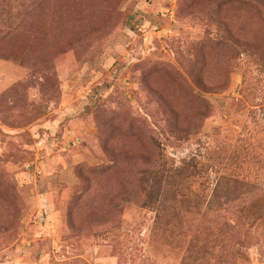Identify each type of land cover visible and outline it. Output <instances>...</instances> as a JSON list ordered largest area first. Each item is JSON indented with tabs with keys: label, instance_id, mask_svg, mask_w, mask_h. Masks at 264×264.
Returning <instances> with one entry per match:
<instances>
[{
	"label": "rangeland",
	"instance_id": "1",
	"mask_svg": "<svg viewBox=\"0 0 264 264\" xmlns=\"http://www.w3.org/2000/svg\"><path fill=\"white\" fill-rule=\"evenodd\" d=\"M0 7L13 12L0 34V264H264L261 235L222 260L216 249L214 261H199L195 239L214 217L179 212L181 224L165 227L143 208L139 181L158 162L150 135L166 143L167 107L183 117L203 109L196 135L165 147L176 165L194 155L218 161L228 146L264 136L263 85L250 101L240 94L242 44L264 46L263 8L251 0Z\"/></svg>",
	"mask_w": 264,
	"mask_h": 264
},
{
	"label": "trees",
	"instance_id": "2",
	"mask_svg": "<svg viewBox=\"0 0 264 264\" xmlns=\"http://www.w3.org/2000/svg\"><path fill=\"white\" fill-rule=\"evenodd\" d=\"M251 1L264 10V0ZM0 9L1 34L13 25V12ZM242 46L244 70L240 94L244 101H250L253 93L258 92L257 83L263 85L259 93L264 94V46L249 41L243 42ZM224 86L216 84L212 89L219 91ZM166 113L169 117L163 119L164 146L152 135L149 138L151 145L159 151L158 162L139 174L143 208L155 213L156 220L166 224L165 227L175 221L181 224L182 219L176 215L179 212L195 214L200 219L208 215L214 217L215 221H209L195 239L197 256L199 261L212 262L215 250L220 249L222 253L218 258L222 260L227 248L234 250L249 244L257 235L264 236V136L241 140L237 147L228 146L219 153L218 161L212 154L194 155L176 165V161L168 157L165 147L190 141L202 127L201 122L197 124L196 121L202 119L203 109L196 108L194 115L188 117H183L179 107H167ZM212 160H216V164L210 163ZM212 176H221L220 180L227 181L230 186L224 187L219 180L215 188L210 189ZM258 203L262 206L256 207ZM171 212H175L173 219Z\"/></svg>",
	"mask_w": 264,
	"mask_h": 264
}]
</instances>
